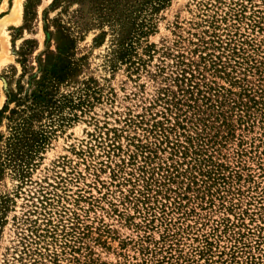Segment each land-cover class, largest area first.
<instances>
[{
  "label": "rangeland",
  "instance_id": "1",
  "mask_svg": "<svg viewBox=\"0 0 264 264\" xmlns=\"http://www.w3.org/2000/svg\"><path fill=\"white\" fill-rule=\"evenodd\" d=\"M127 1L0 0V264H264V0Z\"/></svg>",
  "mask_w": 264,
  "mask_h": 264
},
{
  "label": "trees",
  "instance_id": "2",
  "mask_svg": "<svg viewBox=\"0 0 264 264\" xmlns=\"http://www.w3.org/2000/svg\"><path fill=\"white\" fill-rule=\"evenodd\" d=\"M156 4L164 0H154ZM127 0H95L94 9L102 23L107 24L113 31H123L125 22L133 26L135 21L131 17V11L127 8ZM118 27V28H117Z\"/></svg>",
  "mask_w": 264,
  "mask_h": 264
},
{
  "label": "bare ground",
  "instance_id": "3",
  "mask_svg": "<svg viewBox=\"0 0 264 264\" xmlns=\"http://www.w3.org/2000/svg\"><path fill=\"white\" fill-rule=\"evenodd\" d=\"M16 9H17V7H15V10H16ZM16 11H17V10H16ZM16 11H15V12H16ZM15 12L13 11V13H15Z\"/></svg>",
  "mask_w": 264,
  "mask_h": 264
}]
</instances>
